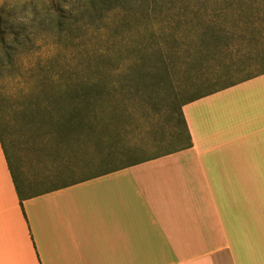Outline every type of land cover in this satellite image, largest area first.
I'll list each match as a JSON object with an SVG mask.
<instances>
[{"label": "crops", "instance_id": "1", "mask_svg": "<svg viewBox=\"0 0 264 264\" xmlns=\"http://www.w3.org/2000/svg\"><path fill=\"white\" fill-rule=\"evenodd\" d=\"M250 36L235 44L244 59L235 77L185 83L186 95L176 97L189 148L171 137L180 129L174 116L166 131L153 114L143 161H106L92 146L82 150L90 156L78 154L88 171L70 175L64 159L20 169L19 196L0 145V264H236L234 251L256 264L246 234L264 220V34ZM248 83L245 112L211 106ZM249 128L262 135L247 141Z\"/></svg>", "mask_w": 264, "mask_h": 264}, {"label": "rangeland", "instance_id": "2", "mask_svg": "<svg viewBox=\"0 0 264 264\" xmlns=\"http://www.w3.org/2000/svg\"><path fill=\"white\" fill-rule=\"evenodd\" d=\"M116 1L117 6L107 11L102 2L88 9V0H0V32L7 39L15 34L20 42L13 63L0 66V124L24 172L42 170L45 157L33 151L32 147L41 146L30 145V132H22V119H17L20 115L13 112L11 105L19 99V94H31L37 90L38 83H58L57 78L62 83H108L113 98L122 96L118 101L121 107L117 108L130 113L129 136L138 141L155 113V118L158 113L163 115L160 117L167 131L173 121L166 117H176L171 111L176 105L156 103L155 97L167 95L162 89L151 95L144 90V100L143 93H133L135 88H130V92L123 89L124 83H135L136 69L142 71L144 83H155L152 75L160 78L156 83H177L181 88L171 89L172 95L182 100L187 93L183 88L185 83H212V75L221 70L211 57L207 58L210 61L206 60L210 68L198 62L192 67L182 62V53L188 47L210 43L197 37L199 34L216 29L238 32L245 24L246 29L249 25H256L257 29L264 27V0ZM243 60L234 59V66L242 65ZM155 62L160 65L159 71ZM253 88L254 83H248L228 91L222 99L221 96L213 99L211 106L217 103L223 108L245 112L248 104L241 99L250 90L253 94ZM251 112L246 109L247 114ZM236 119L244 122L245 116L236 112ZM245 125L251 124L246 121ZM254 131L246 130L247 141H255L264 134ZM145 154L149 152L141 153L140 157ZM261 193L263 197L264 184ZM261 202L264 209V199ZM253 232L246 234L253 243L249 254L254 256L256 264H264V220L260 230ZM234 253L236 264H248V252Z\"/></svg>", "mask_w": 264, "mask_h": 264}, {"label": "trees", "instance_id": "3", "mask_svg": "<svg viewBox=\"0 0 264 264\" xmlns=\"http://www.w3.org/2000/svg\"><path fill=\"white\" fill-rule=\"evenodd\" d=\"M98 2H102L107 11L117 6L116 0H88L87 8H94L95 3ZM246 27L247 24L239 27L238 32L226 33L223 29H216L199 34L197 37L201 36V39L210 40V43L205 42L203 47H201L203 42L198 47L194 46L191 49L188 47L182 53V62H186L190 67L198 62L200 66L210 68L206 63L210 61L208 57H211L221 69L212 75V83H225L228 78L235 77L239 71L238 65L236 64V67L233 64L234 59H237V62L242 59L235 44L239 42L251 43L253 39L250 35L254 33L264 34V27L261 29H257L256 25H249V29ZM238 35L239 37L236 38ZM19 44L15 34L7 39V36L0 32V66L13 63V57ZM242 57L250 60L248 56L242 55ZM223 58H229V60L225 61ZM206 60L208 61L206 62ZM155 63V68L159 71L160 65L158 62ZM134 74L136 75H134L135 83H124L125 87L122 86V88H127L129 92L130 88H135L133 93H143V100L144 90H147L150 95L159 89L164 90L167 95L157 96L154 99L159 104H172V107L176 105L171 111L176 116L175 122L180 129L175 130L171 137L180 141L181 148H189L191 146L190 136L180 108H178L176 99L172 95L174 92L171 91V89L175 90L173 83H156L160 78L155 75L151 76L155 83H144L145 77L139 68L134 71ZM134 76L132 73L131 80H134L132 79ZM56 80L58 83H38L37 90L34 89L29 95L19 94L17 97L19 99L11 105L13 106L12 109L14 108L15 116L20 115L17 119H22L24 128L22 132L24 130L26 133L30 132L28 133L30 145L39 144L41 146L35 147V149L32 147V149L41 157H45L44 165L47 160L60 164V161L64 159L67 164L63 165V170H66L68 174L74 175L77 171H88L91 166L79 163L78 154H83L85 157L90 156V152L82 150H88L92 146L96 149L100 159L106 161L117 162L122 160L127 161L128 164H133L144 160V156L140 157V154L144 152V135H139L138 141H134L129 136L130 113L118 109L121 107L119 105L121 103L118 101L122 96L113 98L114 95L110 94L111 89L108 83H62L60 78ZM189 83L197 82L190 81ZM140 90L141 92H139ZM171 99L173 100L171 101ZM141 103L144 104V101ZM158 115L161 116L162 114L158 113ZM0 145L14 180L16 191L21 196L25 192L18 182L19 177H23L20 170L22 165L10 146L13 144L7 141L1 124ZM118 168L120 167H111L107 171Z\"/></svg>", "mask_w": 264, "mask_h": 264}]
</instances>
